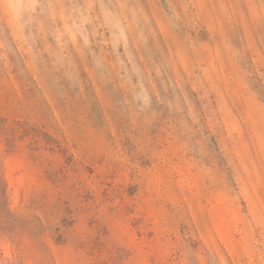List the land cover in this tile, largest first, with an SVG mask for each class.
I'll return each instance as SVG.
<instances>
[{"label": "rangeland", "instance_id": "374dc122", "mask_svg": "<svg viewBox=\"0 0 264 264\" xmlns=\"http://www.w3.org/2000/svg\"><path fill=\"white\" fill-rule=\"evenodd\" d=\"M0 264H264V0H0Z\"/></svg>", "mask_w": 264, "mask_h": 264}]
</instances>
